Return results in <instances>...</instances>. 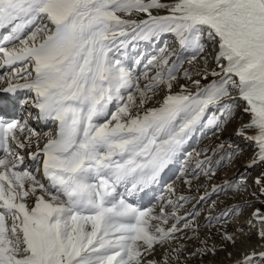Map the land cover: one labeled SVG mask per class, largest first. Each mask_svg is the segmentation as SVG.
Instances as JSON below:
<instances>
[{"label":"snow or ice","instance_id":"6c2138e0","mask_svg":"<svg viewBox=\"0 0 264 264\" xmlns=\"http://www.w3.org/2000/svg\"><path fill=\"white\" fill-rule=\"evenodd\" d=\"M221 252L264 264V0H0V264Z\"/></svg>","mask_w":264,"mask_h":264},{"label":"rangeland","instance_id":"374dc122","mask_svg":"<svg viewBox=\"0 0 264 264\" xmlns=\"http://www.w3.org/2000/svg\"><path fill=\"white\" fill-rule=\"evenodd\" d=\"M141 49L142 50H146L147 52H152L154 50L153 46L147 45V44H141ZM211 141L208 139H204L202 142L196 143L194 144V146L196 147H204V145L209 144ZM233 171H235V169H233ZM231 174V173H229ZM223 175V173H221V176ZM252 175H256V172H252ZM219 180V177L217 178ZM223 198V197H222ZM228 203H234V201H227ZM224 205H221V207H223ZM253 207H261L260 204H255L253 205ZM252 211V209H247L245 211L244 214H249ZM252 243H256L255 240L252 241ZM229 251H232L231 248H229ZM231 264L230 261L225 259V254L223 252L219 253L216 257H207L205 259V261L203 262V264Z\"/></svg>","mask_w":264,"mask_h":264},{"label":"bare ground","instance_id":"6f19581e","mask_svg":"<svg viewBox=\"0 0 264 264\" xmlns=\"http://www.w3.org/2000/svg\"><path fill=\"white\" fill-rule=\"evenodd\" d=\"M37 128H41V127H44V126H42V125H40V126H38L37 124L35 125ZM44 130H47V128L46 127H44ZM248 216V214H244V217L246 218ZM255 240V239H254Z\"/></svg>","mask_w":264,"mask_h":264}]
</instances>
